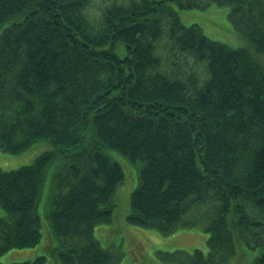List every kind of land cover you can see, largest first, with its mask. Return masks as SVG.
I'll list each match as a JSON object with an SVG mask.
<instances>
[{
    "label": "trees",
    "instance_id": "1",
    "mask_svg": "<svg viewBox=\"0 0 264 264\" xmlns=\"http://www.w3.org/2000/svg\"><path fill=\"white\" fill-rule=\"evenodd\" d=\"M91 1L0 0V152L53 146L31 164L0 168V259L41 242L37 205L61 158L48 214L56 263L117 264L94 234L112 222L124 184L106 152L114 149L143 163L129 222L163 235L210 233L207 252L164 260L234 264L256 243L260 256L241 264H264V0H123L106 5L97 24ZM211 2L230 7L246 47L210 39L170 7ZM169 59L185 67L174 71Z\"/></svg>",
    "mask_w": 264,
    "mask_h": 264
},
{
    "label": "rangeland",
    "instance_id": "2",
    "mask_svg": "<svg viewBox=\"0 0 264 264\" xmlns=\"http://www.w3.org/2000/svg\"><path fill=\"white\" fill-rule=\"evenodd\" d=\"M114 1L92 0L91 5L86 10L91 20L97 24L100 21L102 9L106 5L112 4V2H123V0ZM208 1L203 0L204 3ZM170 7L179 12L184 24L188 26L198 24L201 26L203 33L212 40L235 48L248 45L246 38L234 29L229 17L230 7L228 6H219L211 2L205 8L182 10L175 4H170ZM117 52L121 56L125 55L124 44L117 46ZM170 59L166 61L167 64L171 63ZM189 60L193 62L192 58H189ZM205 65L206 63L202 62L196 66L201 79L207 76V73L204 76ZM184 67V62L180 59H175L171 63V69L174 71H179ZM93 141L91 138L88 143ZM51 149H53V146L48 140H41L20 154L0 152V168L5 171L18 169L24 165L31 164L38 155ZM106 152L112 161L121 165L125 179L124 184L115 193L114 199L116 203L112 222L98 225L94 230V234L102 247L115 256L117 264H178L175 262L169 263L161 256L163 253H173L179 250L189 253L195 249L204 252L208 251L207 240L210 237V233L201 226L180 229L172 234L163 235L153 228L141 227L129 222L128 214L131 211V196L138 186V173L143 163H133L127 156L114 149H107ZM62 163L63 160L59 158L48 167L45 174L43 188L37 205L41 219V242L32 248L6 253L0 259L1 264L33 262L40 256L47 257L45 264H57L58 253L55 248L60 244L52 234L48 214L52 206L50 197L53 191L54 174ZM2 215L3 211L0 207V216ZM263 241L264 239H262ZM244 247L246 248L245 252L235 256L234 264L252 262L262 253V247L256 243H251V246L244 245Z\"/></svg>",
    "mask_w": 264,
    "mask_h": 264
}]
</instances>
